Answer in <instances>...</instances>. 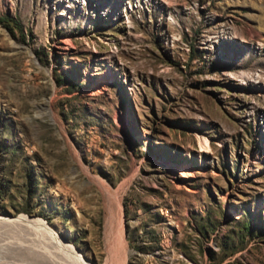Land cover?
<instances>
[{
  "label": "rangeland",
  "instance_id": "1",
  "mask_svg": "<svg viewBox=\"0 0 264 264\" xmlns=\"http://www.w3.org/2000/svg\"><path fill=\"white\" fill-rule=\"evenodd\" d=\"M0 17V258L49 255L41 219L94 264H264V0Z\"/></svg>",
  "mask_w": 264,
  "mask_h": 264
},
{
  "label": "bare ground",
  "instance_id": "2",
  "mask_svg": "<svg viewBox=\"0 0 264 264\" xmlns=\"http://www.w3.org/2000/svg\"><path fill=\"white\" fill-rule=\"evenodd\" d=\"M207 142L208 141L205 140V143L206 144H207ZM201 146L203 148L206 145L204 143H201ZM180 173H181V175H186L185 170H183V169L180 170ZM192 191H194V190L192 189ZM112 216L114 217V215H112ZM113 217H110L109 218V226L110 227L114 226L113 225V223H114L113 219H116L117 218V217L116 218H113ZM0 220H4V218L3 217H0ZM6 220H8V219H6ZM117 221H118V219H116V222ZM36 222L38 223V227L35 229V232H37L40 236H42V238H44L42 240L43 241H46L47 247H48L50 253L48 255V254H45V253H40L41 251L39 253L38 252H34V251H29L28 252V256L32 260L31 261V264H94V262L92 261V258L90 256V254L86 250H82V251L76 250V248L74 247V245L66 242L64 236L62 234H60V231L58 229L56 230V228L48 225L47 222H45L44 220H41V219L36 220ZM9 223H11V221ZM119 224H120V221H119ZM120 227L121 226H119V228ZM114 228H116V227L114 226ZM118 238H119L120 243H122L123 242V239H122L123 238L122 229H121V231L119 233ZM125 245H126V243H125ZM13 248H16V247H13ZM108 248H109V246H108ZM118 248L119 247H117L116 249H118ZM125 248H126V246H125ZM18 249H20V248H18ZM18 249L12 251L10 255H12L13 253H19V251L22 252V253H23V251H25V250L22 251L21 249L20 250H18ZM53 252H56V255L55 256H52L51 255ZM53 254H55V253H53ZM119 255H120V250H115V252L113 253V256L108 259V261H107L106 264H120L121 262L119 260ZM20 256H22V255H20ZM9 258H4V256H3V258H0V264H17L15 262L14 263L10 262V259ZM12 259L13 258H11V260ZM122 263H124V262H122ZM22 264H23V262H22Z\"/></svg>",
  "mask_w": 264,
  "mask_h": 264
},
{
  "label": "trees",
  "instance_id": "3",
  "mask_svg": "<svg viewBox=\"0 0 264 264\" xmlns=\"http://www.w3.org/2000/svg\"><path fill=\"white\" fill-rule=\"evenodd\" d=\"M3 21V19H2V17H0V22H2Z\"/></svg>",
  "mask_w": 264,
  "mask_h": 264
}]
</instances>
